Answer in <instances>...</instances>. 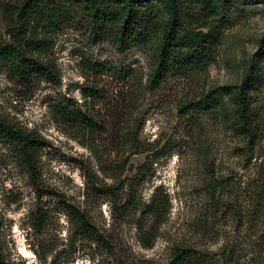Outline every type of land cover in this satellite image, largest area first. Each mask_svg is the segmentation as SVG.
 I'll list each match as a JSON object with an SVG mask.
<instances>
[{"label": "rangeland", "instance_id": "1", "mask_svg": "<svg viewBox=\"0 0 264 264\" xmlns=\"http://www.w3.org/2000/svg\"><path fill=\"white\" fill-rule=\"evenodd\" d=\"M15 1L0 0V42L9 38L5 4ZM221 1L227 22L212 62L193 74L172 75L157 89L147 86L149 52L101 41L83 20L66 24L51 47L60 84L43 77L23 82L0 66V119L42 139L31 169L16 141L0 131L2 264H169L172 247L190 236L219 252L230 222L219 213L215 238L194 227L210 206L213 172L218 180L233 179L216 195L228 201L241 196L264 160V1ZM100 63L106 67L97 73L93 67ZM249 69L261 132L253 152L236 130L238 105L230 95L179 111L212 89L241 85ZM60 106L81 112L93 127L64 120ZM130 130L139 146L127 143ZM108 186L118 187L123 198L130 187L137 190L139 210L115 215ZM154 193L167 195L171 209L155 244L146 248L137 221ZM76 210L106 234L110 251L76 235ZM146 219L153 224V216Z\"/></svg>", "mask_w": 264, "mask_h": 264}, {"label": "trees", "instance_id": "2", "mask_svg": "<svg viewBox=\"0 0 264 264\" xmlns=\"http://www.w3.org/2000/svg\"><path fill=\"white\" fill-rule=\"evenodd\" d=\"M257 3L264 0H243ZM225 1L220 0H16L4 7L8 40L0 42V66L23 82L43 77L53 84L61 83V75L52 60L51 47L66 24L85 21L91 34L109 41L118 48L139 47L149 52L151 70L147 79L150 89H157L168 77L193 74L212 62L215 46L227 22ZM255 61V59H253ZM104 63L95 64V72H103ZM249 69L241 85L210 90L199 100L183 103L179 111L187 114L196 106H213L228 94L236 100L238 122L236 130L245 138L247 152H253L261 135L250 102L254 87ZM61 117L69 122L93 127V122L68 106H60ZM0 131L18 144L31 169L35 168L34 149L42 143L38 136L26 133L0 119ZM136 131V129H135ZM130 130L127 143L139 146L136 132ZM127 162L125 161L124 164ZM249 176L241 196L223 201L221 194L231 177L218 180L214 175L210 185V206L194 225L203 235L216 237L219 213L230 222L231 230L219 252L207 248L193 236L178 241L171 251L169 264H264V160ZM104 191L114 199L115 215L128 217L141 205L138 191L130 187L125 198L120 189L108 186ZM171 204L167 195L154 193L139 218V240L146 248L155 244L158 229L167 220ZM147 215L154 218L148 227ZM75 233L85 241L110 251L112 243L85 211L72 214ZM0 264L2 252L0 248Z\"/></svg>", "mask_w": 264, "mask_h": 264}]
</instances>
